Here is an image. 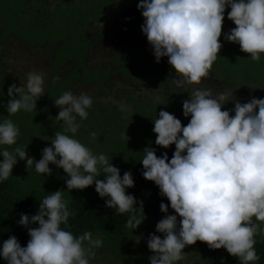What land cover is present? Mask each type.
<instances>
[{
	"label": "clouds",
	"instance_id": "obj_1",
	"mask_svg": "<svg viewBox=\"0 0 264 264\" xmlns=\"http://www.w3.org/2000/svg\"><path fill=\"white\" fill-rule=\"evenodd\" d=\"M136 7L155 60L167 57L179 74L173 78L178 87L200 85L209 76L222 35L253 61L264 53V0H138ZM225 14L235 26L222 31ZM25 76L24 82L8 84V99L0 101L9 114L0 118V146L14 145L0 147V181L12 174L18 158L26 168L45 175L53 171L51 162L63 168L64 188L94 185L107 207L129 213L126 226L140 225L146 214L143 200L127 190L134 185L131 170L121 175L104 152H94L75 135L93 103L87 92L68 88L53 98L62 130L40 149L39 159L28 154L27 145L16 143L20 128L10 114L31 111L45 94L43 71L32 69ZM187 92L182 99L187 123L165 108L153 120L154 143L164 148L174 144L171 157L145 145L139 160L142 176L168 201H160L165 215L146 238L148 264H177L186 258L185 246L197 240L212 249L223 246L241 264H255L256 238L264 237V96L250 94L242 102L227 87H193ZM229 101L232 106L224 107ZM89 135L95 138L97 133ZM64 188L48 191L34 213L20 212L17 223L27 229L29 239L23 246L15 234L0 241L6 264H95L103 237L90 229L71 231L68 218L75 210L69 208Z\"/></svg>",
	"mask_w": 264,
	"mask_h": 264
},
{
	"label": "trees",
	"instance_id": "obj_2",
	"mask_svg": "<svg viewBox=\"0 0 264 264\" xmlns=\"http://www.w3.org/2000/svg\"><path fill=\"white\" fill-rule=\"evenodd\" d=\"M120 2L125 6L114 20V26L118 28L114 35L116 43L107 49V60H95L92 52L105 32L97 25L106 18L108 10ZM137 3L138 0H0V101L8 99V84L13 81L18 84L19 80L17 72L7 71L6 63L2 61L5 59L1 53L6 51L4 46L9 40L16 38L31 51L48 49L50 78L45 97H39L36 108L31 111L21 109L10 114L20 128L16 143L27 145L29 155L39 159L40 149L51 143L55 131L62 130L63 121L55 118L58 109L53 107V98L65 89L71 88L78 94V85L83 84L99 86L107 92L116 77L122 78L129 86L161 82L166 85L165 100L131 97L132 112L127 124L121 123L122 118L106 116L110 109L103 107L102 102L96 103L88 109V116L83 120L87 127H80L75 133L94 152H104L120 168L121 175L124 170H131L134 185L127 190L143 200L146 214L140 225L134 229L126 226L129 213H117L114 208L107 207L94 185L83 189L64 188L62 167L50 162L53 171L45 175L34 167L26 168L25 161L18 158L12 174L0 181V241L15 234L21 245H25L29 234L24 226L17 223L20 212L34 213L48 191L57 188H64L68 206L75 210V215L68 218L71 231L78 234L90 229L94 234L102 235L103 245L96 250L95 264H131L137 255L139 239L156 231L155 223L165 215L159 209V203L168 201L159 195L158 186L153 181L142 176L139 160L145 145L156 147L157 155L167 151L171 157L174 144L164 148L154 143L153 120L157 118L159 109L165 108L179 117L182 123H187L188 118L182 114V99L188 92L175 89L173 78L176 72L168 64L166 56L159 62L155 60L140 28L144 18L136 7ZM228 10L226 8L225 13ZM233 26L234 22L225 14L222 31ZM220 39L222 47L217 59L209 76L203 78L213 88L232 89L233 98L236 95L242 102L250 94L264 96V53L259 60L253 61L237 43L225 40L223 35ZM232 104L229 101L224 107ZM5 116L9 114L0 103V118ZM112 123L118 127H113ZM91 131H96L95 138L89 135ZM125 132L126 135L123 134ZM0 147L11 149L14 145ZM173 211L169 207V212ZM190 245L200 253L201 264H241L223 246L212 249L200 240ZM254 246L259 255L255 264H264V237L257 236ZM0 259L6 263L2 257Z\"/></svg>",
	"mask_w": 264,
	"mask_h": 264
},
{
	"label": "rangeland",
	"instance_id": "obj_3",
	"mask_svg": "<svg viewBox=\"0 0 264 264\" xmlns=\"http://www.w3.org/2000/svg\"><path fill=\"white\" fill-rule=\"evenodd\" d=\"M123 2H120L114 5L107 12L106 18L100 22L97 26H100L105 29L103 37L100 39L98 44L93 50L92 55L94 59H103L107 60V49H110L116 43L115 32L117 27L114 26V20L119 15L121 10L124 8ZM6 51L1 53L4 56L5 60H2L3 63H6L7 71L15 70L19 77L18 84L26 80L25 73L29 70L35 69L38 71H43L45 74V92L46 87L49 82L50 74L47 67L48 61V49L46 50H34L31 51L27 46L23 45L18 39L12 38L4 46ZM179 74L176 73L174 77H178ZM173 85L175 89L178 90H187L191 91L193 87H211L204 78L201 81L200 85L186 84L182 87H178L174 82ZM109 89L107 92H103L101 87L93 85H78L79 92L85 91L93 97V107L96 103L102 102L103 107L107 106L110 110L106 113V116H115L122 118V124H127V119L130 117L132 112L133 97L142 96L144 99L152 98L154 101H162L166 99L164 83H155L148 86H140L139 84L129 86L121 78L116 79L108 86ZM132 87V90H129ZM213 88V87H212ZM214 90L216 88H213ZM45 97V95H42ZM132 97V98H131ZM48 99V98H47ZM45 99V100H47ZM54 108L58 109V106L53 104ZM86 122L82 121L81 128L85 129ZM113 127H118L115 123H112ZM126 129V128H125ZM141 237V235H140ZM147 236H143L139 239L137 243V255L132 260L131 264H148V257L151 253V250L147 248L146 244ZM186 251V258L182 261L177 262V264H201L200 253L194 249L192 245H186L183 249ZM97 260V258H95ZM96 263V262H95ZM0 264H6L2 259H0Z\"/></svg>",
	"mask_w": 264,
	"mask_h": 264
}]
</instances>
